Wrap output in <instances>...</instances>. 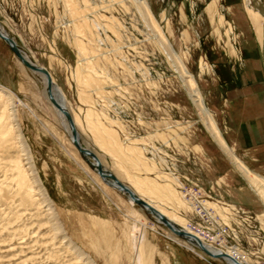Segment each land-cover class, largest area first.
<instances>
[{"label": "rangeland", "instance_id": "1", "mask_svg": "<svg viewBox=\"0 0 264 264\" xmlns=\"http://www.w3.org/2000/svg\"><path fill=\"white\" fill-rule=\"evenodd\" d=\"M88 1L97 7L96 12H86L88 17L100 13L106 18L91 34L109 43L99 46L116 82L109 87L113 102L105 112L125 132L103 120L104 124L119 134L123 144L134 142L146 148L157 164L156 172L171 179L180 193L181 213L203 233L217 237L214 242L209 238V244L223 249L237 246L252 264H264V203L210 136L204 115L156 30L142 18L133 0ZM146 2L175 57L193 77L225 143L253 174L263 178L264 30L260 41L246 8L264 18V0H218L214 13L208 10L213 0ZM102 4L108 10L103 11ZM64 11L61 0H0V28L29 61L52 75L68 110L79 118L81 145L131 186L116 159L97 145L84 120L87 107L78 100L71 77L79 57L68 41L65 26L70 18ZM228 29L233 30L229 39ZM0 87L11 95L16 134L25 147L24 152L18 150L17 138L14 144H0V183L7 185L0 195V264H87V260L91 264H208L148 212L131 205L127 195L101 181L69 143L46 100L42 79L23 67L2 40ZM127 156L122 154L120 162L133 171ZM13 158L39 183L48 204H39L42 196L37 191V203L21 202L12 181ZM202 202L215 204V210L198 214L196 205ZM75 251L84 255L81 260Z\"/></svg>", "mask_w": 264, "mask_h": 264}, {"label": "bare ground", "instance_id": "2", "mask_svg": "<svg viewBox=\"0 0 264 264\" xmlns=\"http://www.w3.org/2000/svg\"><path fill=\"white\" fill-rule=\"evenodd\" d=\"M61 2L64 4V7L66 9V11L64 12L70 18L67 26H65V28H67L68 41L71 47L77 52L79 57V60L77 62L79 63V65L75 68L74 71H71V77L78 87V88L76 87L78 89L77 91L78 100L87 107V109L84 111V120L89 130L91 131L97 145L105 152L110 153L116 159L119 168L124 172L125 177L127 181L131 183V186L127 185L125 182L121 180L119 181H121L123 184L129 187L134 192L135 195H137L139 198H141L150 206H152L160 215L166 218L170 223L175 225L177 228L185 231L187 234L198 239L201 242V244L212 254H220L223 252L222 254H226L229 258H232L234 261L240 264H252V261L248 258L247 255L243 254V252L239 247L231 246L227 249H223L220 246V249L223 250L222 251L220 249L214 248L211 243L209 244V242L206 240V236H207L206 232L203 233L201 231L204 236L203 237L199 233L191 231L187 226L188 224H190V221L187 220L185 216L181 213L179 206L180 205L184 206V204L181 201L180 193L177 191V189H175L173 181H171V179L167 178L166 176H161L159 173L156 172L157 164L154 162L153 158L149 157L146 148L137 147L134 145V142H131V145L123 144L119 134L115 130L108 128L104 124L103 120L111 125L117 126V128L120 131L125 132L123 126L118 122V120L110 118L108 114H106L105 112V110L111 108L110 105L113 102L111 98L112 92L109 89V87H113V85L116 84V82L105 67V62L108 59L107 56H103V49L99 46V43H104V42L100 41L101 39L100 37L91 34V30L93 29L98 30L100 21H105L106 18L104 15L100 13L97 14L96 16L88 17V15L86 14L87 11H95V12L97 11V7L91 6L88 0H82L85 9H81L79 7L78 0H61ZM133 2L135 3L142 18L146 22H149L151 24V27L154 30H156L157 39L162 44L163 49L167 53L172 55L175 61L177 62L179 71L183 78L182 80L185 82L186 88L189 91L190 96L194 99L200 111L205 117V124L207 126L206 128L210 136L212 137L214 142L218 145V147L221 149V151L227 156L230 162H232L234 166L239 170V172L247 181L248 185L257 193V195L261 198V200L264 203V179L256 174H253L232 153L231 149L225 143L218 127L216 126L215 121L213 120L211 114L209 113L208 109L205 107L202 101V98L200 96L199 90L196 87V83L193 77L187 72V70L181 64V61L175 57V53L172 50V47L168 42L166 36L164 35V33H162L161 30H159L156 22L154 21L152 12L146 0H133ZM217 3L218 0H213L211 5H209L208 10L213 11L214 13ZM102 10L106 11L108 10V7L102 4ZM246 12L254 28L256 36L261 41L264 30V18L260 15L259 12L253 10L252 8H249L248 6L246 8ZM56 14L57 13H55V15ZM219 24L221 25L224 24V18L221 15L219 16ZM232 31L231 29H228V31H226V36L228 39ZM0 32L3 35H7L1 28H0ZM104 44L107 45L109 43H104ZM24 57L27 60H29L25 55ZM80 68H82V70ZM34 74L42 79L44 85L46 84L45 78L43 76L37 73ZM50 76L53 82V89L56 97L58 98L59 102L68 110L66 106L64 93L57 88L55 84V80L51 74ZM47 102L49 103L48 100ZM50 106L54 109V107L51 104ZM97 106L100 109L99 111L96 110ZM54 111L57 117L60 119L63 128L70 137V129L67 123L64 121L62 116L55 109ZM69 112L71 113L75 128L78 133V137H80L78 131L79 118L77 115L73 114L71 110ZM14 124H15V114L11 109V95L8 94L6 90L0 87V144L1 143L12 144L13 141L16 140L17 138L18 139V142L16 143L17 148L19 151L24 152L25 147L23 144H21L19 133L16 134L17 131L15 130ZM69 143L72 145L71 137L69 138ZM72 147L74 148L73 145ZM125 153L128 154L127 162L130 164L131 167H133L132 168L133 171H131L126 165L120 162L121 155ZM118 154H120V156H118ZM10 162L12 164L11 171L13 172L12 181L17 187L18 194L22 197L21 202L28 201L34 204L37 203L36 202L37 200L34 198L37 191L42 196V200H40L41 202L39 201L40 202L39 204L40 205L44 203L48 204L47 197L44 195L41 188L39 187L40 185L38 186L39 183L37 184L35 180L33 182L30 179L27 171L21 165L22 162H20V160L17 158L11 159ZM141 169L144 172H141ZM30 170H32L31 167ZM34 183L37 184L38 188L34 189ZM6 187L7 185H4L3 182L0 183V195L3 194V190ZM129 202L131 203V205L134 204L131 199H129ZM214 208H215V204L210 202H202L200 203V206L196 205L198 214L204 212L202 210H205L206 212L207 210L214 211L215 210ZM225 211L227 213L230 212V210L227 209H225ZM16 219L17 218L15 217V220ZM49 220L54 226L53 229L57 231L56 228L57 223L54 222L52 216H50ZM156 221L157 223L161 224L158 221V219H156ZM142 231H143L142 229H139L140 239L142 236ZM208 234L209 235L207 237L212 238V242L217 240V237H214L209 232ZM178 241L179 243L182 244V246L184 245L188 250H190L193 253H196L197 256L199 255L201 258L207 257V255H205L203 252L198 250L195 246H192V244H190L188 241L183 239H179ZM196 251H198L199 253H197ZM75 253L77 255L78 260H81L82 257L84 256L83 254L80 253V251H75ZM227 261L230 264L235 263L232 260H227ZM87 264H91V263L87 260Z\"/></svg>", "mask_w": 264, "mask_h": 264}, {"label": "water", "instance_id": "3", "mask_svg": "<svg viewBox=\"0 0 264 264\" xmlns=\"http://www.w3.org/2000/svg\"><path fill=\"white\" fill-rule=\"evenodd\" d=\"M0 40H2L7 45L9 50L13 53V55L22 64L23 67L27 68L31 72L40 74L45 78V82H46L45 95L47 100L67 123L70 129V137H71L72 145L77 150L78 154L94 168L101 181H103L108 187L127 195L128 198L131 199L135 205L139 206L142 210L148 212L155 219H158V221L165 228H167L173 235L188 241L190 244H192V246H195L198 250L203 252L208 257L212 259L234 261L232 258H229L226 254H212L201 244V242L198 239L194 238L193 236L187 234L185 231L177 228L175 225L170 223L166 218L160 215L152 206H150L144 200H142L137 195H135L134 192L125 184H123L121 181H119L114 174L109 173L99 162L97 155L88 148L81 145L71 113L59 102L58 98L54 93L53 82L51 80V76L49 72L45 68L39 67L33 62L27 60L24 57L23 52L18 48L15 41L12 38H10L8 35H3L0 32ZM234 262H235L234 264H240L236 261Z\"/></svg>", "mask_w": 264, "mask_h": 264}, {"label": "built area", "instance_id": "4", "mask_svg": "<svg viewBox=\"0 0 264 264\" xmlns=\"http://www.w3.org/2000/svg\"><path fill=\"white\" fill-rule=\"evenodd\" d=\"M189 229L191 230V231H194V232H196V233H199L201 236H203V234H202V232H201V230H200V228L199 227H196L195 225H193V224H189ZM208 234V233H207ZM204 237V236H203ZM208 237H206V240L208 241ZM216 249H220V248H216ZM220 250H222V249H220ZM223 251V250H222ZM223 253V252H222Z\"/></svg>", "mask_w": 264, "mask_h": 264}, {"label": "crops", "instance_id": "5", "mask_svg": "<svg viewBox=\"0 0 264 264\" xmlns=\"http://www.w3.org/2000/svg\"><path fill=\"white\" fill-rule=\"evenodd\" d=\"M257 175H260V174H257ZM261 176V175H260ZM262 177V176H261ZM264 178V177H263ZM208 264H211V263H209V262H207ZM219 264H221V263H219Z\"/></svg>", "mask_w": 264, "mask_h": 264}]
</instances>
